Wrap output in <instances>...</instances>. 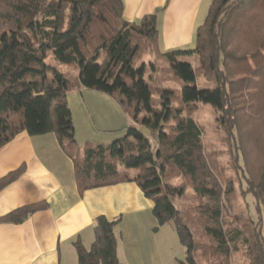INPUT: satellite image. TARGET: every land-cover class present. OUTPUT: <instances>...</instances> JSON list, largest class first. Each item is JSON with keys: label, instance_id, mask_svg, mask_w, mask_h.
I'll return each mask as SVG.
<instances>
[{"label": "trees", "instance_id": "obj_1", "mask_svg": "<svg viewBox=\"0 0 264 264\" xmlns=\"http://www.w3.org/2000/svg\"><path fill=\"white\" fill-rule=\"evenodd\" d=\"M123 11V0H0V148L22 131L54 133L74 161L81 193L136 182L153 200L158 225L175 221L186 248V260L178 264H198L193 233L174 200L192 187L204 200L198 208L222 256L219 264H228L239 244L246 247L247 264H264V0H212L195 47L167 52L159 48L156 14L130 22ZM49 50L58 61L78 68L80 86L111 95L130 114L135 124L124 136L108 145H78L67 95L71 78L56 68L48 78ZM146 54L153 83L145 78ZM190 54L197 55V66L181 60ZM199 77L213 80L214 86L199 88ZM174 80L183 81L180 89L162 85ZM198 102L220 109L219 122L234 143L236 168L243 170L244 192L256 201L258 219L229 233L222 216L235 186L229 179L223 187L203 129L186 112ZM23 170L0 179V189ZM173 174L183 175L186 183L172 184L168 175ZM46 206L20 207L0 222L21 223ZM121 220L95 219L90 248L75 242L78 264H122L115 231Z\"/></svg>", "mask_w": 264, "mask_h": 264}, {"label": "crops", "instance_id": "obj_2", "mask_svg": "<svg viewBox=\"0 0 264 264\" xmlns=\"http://www.w3.org/2000/svg\"><path fill=\"white\" fill-rule=\"evenodd\" d=\"M123 2V16L130 22L156 14L159 48L167 52L195 47L197 29L204 23L212 0ZM76 89L109 101L126 134L133 119L111 95L100 91L97 95L93 93L97 90L79 83ZM75 135L81 147L103 144L88 138L80 145L76 126ZM21 167L23 172L0 189V217L26 205L45 202L47 206L21 223L0 222V264H78L75 242L80 240L90 248L95 238L94 222L100 215L122 218L115 228L122 264H175L181 260L178 235H126L130 232L126 225L129 222L146 225L151 232L160 231L155 229L154 202L139 185L127 181L81 193L74 161L54 133L30 135L22 131L0 148V179ZM171 228L176 231L174 225Z\"/></svg>", "mask_w": 264, "mask_h": 264}, {"label": "rangeland", "instance_id": "obj_3", "mask_svg": "<svg viewBox=\"0 0 264 264\" xmlns=\"http://www.w3.org/2000/svg\"><path fill=\"white\" fill-rule=\"evenodd\" d=\"M180 58L184 61H190L194 66L198 64V57L195 54L181 56ZM150 59L151 56L149 54H146L143 58V61L147 63L145 78L149 83H153L151 78L153 72L149 65ZM45 61L50 68L47 73L49 79H53L54 77L51 70L52 68L67 73L71 78L72 84L68 92V104L72 110L73 121L77 128L78 136L82 140L80 145H83L88 138L95 143L103 142V144H111L118 136L125 135L124 129H120L118 121L120 118H116L115 111L113 107L110 106L109 101L100 96L88 94L87 92L76 89L79 79V71L76 66L58 61L55 58L53 50L47 52ZM140 64L141 63H139L137 67ZM182 84V80H174L164 82L162 85L164 87L180 89ZM196 85L199 88H210L214 86V81L199 77L196 81ZM93 93L100 95L98 91H94ZM155 97L158 98V94H155ZM188 110L192 112V115L203 129L207 153H209L210 157L216 162L217 167H215V170L219 174V179L223 187H226V183L229 179L234 182L235 191L231 194L230 199L225 202L223 209L222 222L226 233L238 227H244L245 224L251 220L250 218L257 220L258 212L255 198L251 193L244 192L246 182L242 174L243 170L236 168V151H234L235 147H232L234 143L228 140V132L224 130L219 122L221 116L220 109L214 108L208 103L198 102L186 109V112H188ZM171 123L172 121L167 124V130H169L168 125ZM133 124H135L134 120ZM240 163L242 166L244 165L243 158L240 159ZM168 176H170L169 181L176 186L186 183V178L181 174ZM174 200L176 206L188 221L189 227L193 233L197 245L195 251L197 263L219 264L222 256L217 252L212 237L205 232L207 218L200 214L198 208V205L204 200L198 196L192 187L188 186L186 187L185 193L182 196H176ZM126 225H128L130 229V232L126 235H178L177 231L171 228L172 225L175 226L174 220L169 221L165 226L157 224L156 227L160 229L159 232L157 230L155 232L154 230L152 232L149 231L146 225L135 226L130 222ZM262 225L264 232V214ZM178 245L179 249H181V251L183 250V252L179 253L181 260H186L185 246L181 242H179ZM178 262L175 264H178ZM247 263L248 256L246 247L239 244L237 250L231 251L228 264Z\"/></svg>", "mask_w": 264, "mask_h": 264}]
</instances>
